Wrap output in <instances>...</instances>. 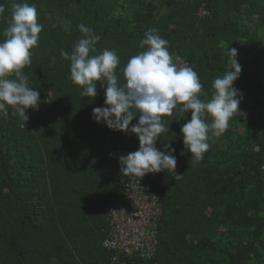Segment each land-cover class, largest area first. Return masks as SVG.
Wrapping results in <instances>:
<instances>
[{
  "label": "trees",
  "instance_id": "obj_1",
  "mask_svg": "<svg viewBox=\"0 0 264 264\" xmlns=\"http://www.w3.org/2000/svg\"><path fill=\"white\" fill-rule=\"evenodd\" d=\"M127 1L0 0V40L14 3L35 4L43 25L32 63L22 70L40 94L39 108L28 109L25 127L11 108L0 116V264H109L108 210L123 197L128 177L118 158L136 151L139 141L92 119L93 108L105 106L106 86L97 82L96 96L86 97L69 78L70 61L61 52L71 54L83 38L82 23L101 37L92 54L116 51L121 83L120 68L144 50L145 31L156 28L169 53L197 72L207 93L201 99L212 96V82L230 66L227 48L237 50L240 75L253 84L238 106L246 115L230 119L195 165L180 131L191 113L174 109L162 118L169 132L155 146L175 149V173L182 175L140 178L161 206L157 247L152 259L126 264H264V0H162L163 21ZM201 5L204 18L197 16ZM250 115L258 132L234 150L227 142L237 134L235 122Z\"/></svg>",
  "mask_w": 264,
  "mask_h": 264
},
{
  "label": "clouds",
  "instance_id": "obj_2",
  "mask_svg": "<svg viewBox=\"0 0 264 264\" xmlns=\"http://www.w3.org/2000/svg\"><path fill=\"white\" fill-rule=\"evenodd\" d=\"M5 8L0 4V15ZM83 33L71 54L61 52L63 59L70 61V80L81 86L82 96H96V84L105 87L104 107L92 110V119L103 122L113 131L131 132L139 141L136 151L120 156L118 164L121 174L142 178L149 173L171 171L175 173L177 159L175 149L165 145L166 150L156 148L162 133L169 132L163 121L174 109L191 113L190 120L181 127L184 150L191 154L195 165L204 159L211 147L212 137L221 136L229 127L233 117L246 114L239 110L242 93L235 88L242 67L237 50L227 48L230 70L217 76L212 82L214 90L208 99L202 91L203 85L197 72L189 65L178 66L169 53V41L158 34V29L149 28L144 33L139 47L144 49L130 57L120 68L123 82L117 74L120 58L115 50L105 48L98 54L96 44L101 39L85 24L78 26ZM43 25L38 23L35 4H12L11 19L0 40V116L7 117L9 108L25 127L28 109L38 110L39 92L30 87L23 73L31 65L32 49L38 46ZM178 106H180L178 108ZM211 117V123L205 117ZM138 117L137 123H130ZM184 151L181 152V155Z\"/></svg>",
  "mask_w": 264,
  "mask_h": 264
},
{
  "label": "built area",
  "instance_id": "obj_3",
  "mask_svg": "<svg viewBox=\"0 0 264 264\" xmlns=\"http://www.w3.org/2000/svg\"><path fill=\"white\" fill-rule=\"evenodd\" d=\"M208 15L204 5L199 18ZM178 66L188 63L171 54ZM161 215L158 195L143 185L139 178L129 176L123 185V197L115 199L108 210V231L103 247L111 253L109 264H126L127 259H152L157 247V227Z\"/></svg>",
  "mask_w": 264,
  "mask_h": 264
},
{
  "label": "rangeland",
  "instance_id": "obj_4",
  "mask_svg": "<svg viewBox=\"0 0 264 264\" xmlns=\"http://www.w3.org/2000/svg\"><path fill=\"white\" fill-rule=\"evenodd\" d=\"M125 5L128 7L131 6L132 9H135L140 6H144L145 10L148 12H151L152 14H155L157 20L163 21L164 20V14H165V7L162 5V0H128L125 2ZM236 20H240V18L236 17ZM230 66L226 67V71H228ZM224 72H221V75ZM235 88H237L242 93V100L240 104H245L247 102V94L251 92L253 88V84L250 81V78L246 76V74L239 75V78L234 82L233 85ZM236 126V136L232 137V142L229 143L234 150H236L241 144L245 141L252 140L255 134L258 132V127L255 122V119L253 118V115H250L249 118H246L244 120H239L235 122Z\"/></svg>",
  "mask_w": 264,
  "mask_h": 264
}]
</instances>
